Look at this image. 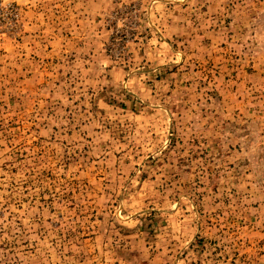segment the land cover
<instances>
[{"label":"rangeland","instance_id":"1","mask_svg":"<svg viewBox=\"0 0 264 264\" xmlns=\"http://www.w3.org/2000/svg\"><path fill=\"white\" fill-rule=\"evenodd\" d=\"M0 2V264H264V0Z\"/></svg>","mask_w":264,"mask_h":264},{"label":"built area","instance_id":"2","mask_svg":"<svg viewBox=\"0 0 264 264\" xmlns=\"http://www.w3.org/2000/svg\"><path fill=\"white\" fill-rule=\"evenodd\" d=\"M3 3L2 2H0V10H2L3 9ZM10 10H11V12H12V14L13 15H15L16 17H17V11L14 9V8H11L10 7Z\"/></svg>","mask_w":264,"mask_h":264}]
</instances>
